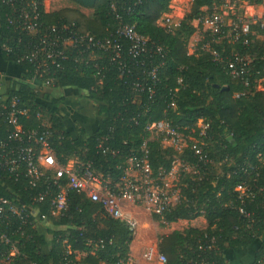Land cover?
Listing matches in <instances>:
<instances>
[{
  "label": "trees",
  "instance_id": "1",
  "mask_svg": "<svg viewBox=\"0 0 264 264\" xmlns=\"http://www.w3.org/2000/svg\"><path fill=\"white\" fill-rule=\"evenodd\" d=\"M37 1L40 33L56 26L61 37L68 36L72 30L101 38L115 29L119 15L124 23L133 24L139 33L147 36L150 44L147 51L133 58L128 52L129 42L123 40L121 56L113 62L109 61L110 51L68 49L67 57L57 60L58 66L48 63L44 71L38 67V61L30 60L32 46L40 33H18L7 22L11 8L0 0L2 58L18 63L24 70L20 81H15L12 87L21 106L28 109L19 117L23 129H49L48 140L60 162L67 163L70 158L90 161L115 182L123 174L122 164L132 152L140 151L144 141L156 173L161 169L171 170L176 156L180 157L198 172H180L175 185L181 188V201L163 216L154 215V218L168 222L204 219L200 225L173 229L160 237L159 248L167 259L165 264H191L200 252L199 240L205 241L206 235L216 239L213 249L207 251L212 264H225L224 254L228 249L256 244L258 249L252 263L255 264L264 247L261 241L264 239V90L256 88L257 79L264 77V39L261 37L264 30L260 28V21L251 23L253 31L248 35V44L242 38L213 43L215 49L233 59L236 52L252 58V83L245 88L210 53H190L188 49L190 38L198 30L194 20L222 7L225 0H193L190 12L172 31L158 23L170 12L172 0H67L73 5L49 12L44 11L45 0ZM246 1L264 5V0ZM83 8L92 9L91 14ZM66 25L69 29H62ZM49 35L56 37L50 31ZM157 46L163 47L160 53ZM123 67L126 70L122 71ZM153 68H156L155 77L151 74ZM48 78L54 79L53 86L48 87H74L80 92L78 97L93 102L99 120L92 134L79 123L75 136L67 129L64 118L53 109L64 103L65 97L51 96L50 92H45L50 93L47 97L42 96L41 84ZM29 82L37 85L31 86ZM245 89H248L245 95L236 96ZM165 119L182 130L188 128L186 132L193 129L195 143L202 146L210 159L207 165L199 161L192 144L179 151L164 145L146 129L153 121ZM199 120L208 125L202 136L197 126ZM44 121L48 128L41 126ZM6 130V124L0 122V136ZM216 164L220 165L219 172ZM5 184L0 178V196L14 199L17 196L24 202H30L39 190L28 186L25 178L17 182L6 180ZM238 185L247 187L251 194L239 198L235 190ZM35 207L47 215L51 226L40 233L16 215L11 217L10 224L0 223V234L5 232L12 242L0 241V261L65 264L68 262L64 257L66 244L72 249L87 250L91 248L86 245L88 240L99 243L96 255L83 259L89 264L114 262L131 250L133 230L82 193L70 192V208L64 215H52L47 200L36 203ZM240 207L248 217L240 213ZM19 226L23 233L18 231ZM47 233L51 234V240ZM68 236L70 239L64 243ZM12 245L17 253L8 257Z\"/></svg>",
  "mask_w": 264,
  "mask_h": 264
},
{
  "label": "built area",
  "instance_id": "2",
  "mask_svg": "<svg viewBox=\"0 0 264 264\" xmlns=\"http://www.w3.org/2000/svg\"><path fill=\"white\" fill-rule=\"evenodd\" d=\"M1 1L11 8L7 22L18 33L30 35L40 33L42 24L38 22L40 12L37 0ZM47 1H44V11L49 12ZM225 6L216 7L213 11L202 14L194 20L193 23L198 27V30L194 34L196 37L189 40L188 49L190 53L198 54L201 53L200 51L210 53L215 62L226 66L231 76L238 78L243 86L248 88L252 83V58L236 52L233 59L225 52L215 49L213 43H221L225 39L231 41L242 38L244 44H248L250 41L248 35L253 31L251 23L260 21V28L264 30V19L247 18L236 10L235 18L228 22ZM116 19L115 29L109 35L101 38L90 33L78 34L72 30L68 36L61 37L57 35L59 33L56 26H50L46 29H50L49 31L56 34V37H51L47 30V32L40 33L37 43L32 46L30 60L38 61V67L44 70L48 68V63L58 66L57 60L67 57L66 50L83 48V51H93L94 49L110 51L109 61L113 62L121 56L123 40L129 42L128 52L133 58H137L147 51L150 39L139 33L133 24L124 23L119 15ZM158 23L169 31H172L178 24L169 13H165L158 20ZM62 29L68 30L69 26L66 25ZM261 37L264 39V34ZM162 50V46H157L159 53ZM92 59L95 60L96 57H92ZM151 74L153 77L156 76V68L152 69ZM53 82V78H48L41 85L53 86ZM262 82L263 86L260 87ZM256 88L264 90V77L257 79ZM247 91L248 89H245L243 92L237 93L236 96L245 95ZM27 112L28 109L21 106L20 99L12 93V89L6 92L0 81V122L7 126L5 135L0 136V174L2 175L0 178L4 184L6 180L12 179L17 182L25 178L28 186L39 188L35 192L36 194L31 196L30 202H24L17 196L15 199L0 196V223L8 225L11 217L16 215L22 217L23 222H28L38 228L40 220L46 219L47 215L39 212L35 207L36 203L47 200L52 215H64L70 208V192L76 191L84 194L93 202L100 203L110 216L126 223L135 235L139 222L134 221L132 212L127 210L128 205L144 207L150 213L163 216L181 201V188L175 185L177 179L172 178L173 167L169 171L161 169L156 173L150 164L147 141H144L140 151L132 152L129 155L125 163L122 164V176L115 182L110 176L105 177L94 168L90 161L84 162L70 158L67 163L60 162L48 140L49 129L46 131H41L40 128L23 129L19 117ZM38 115L40 116V114ZM198 122H201V125L197 126L200 128L199 134L202 136L205 134L208 125L202 120ZM41 126L49 127L46 122L41 123ZM146 129L150 131L152 136L159 137L164 145L172 146L179 151L192 144V148L202 164L207 165L210 161L202 146L195 143L197 139L191 133L193 129L186 132L188 128L182 130L167 119L153 121L147 125ZM188 167L187 164L184 165L186 171L189 169ZM197 172L194 170V173ZM235 190L239 192V198L251 194V191L242 185H238ZM239 211L246 217L249 216L242 207L239 208ZM158 222L162 226L175 223ZM21 228L19 226L18 231L23 233ZM205 237L207 238L205 241L199 240L200 252L196 255V259L191 261V264H212L207 251L213 249L216 239L213 236L206 235ZM69 239L70 236L64 239V243L68 242ZM0 241L3 244L12 243L5 232L0 234ZM159 242L160 238H157L154 244L144 247L139 255L130 250L127 255L119 257L114 262L100 261L98 264H165L167 259L159 248ZM86 245L91 248L81 251L80 249H72L69 244H66L64 257L68 262L65 264H89L84 262L83 258L88 255H96V248H98L99 243L93 244V241L88 240ZM16 253L17 248L12 245L8 257ZM71 256L74 257L71 258ZM255 264H264V247Z\"/></svg>",
  "mask_w": 264,
  "mask_h": 264
},
{
  "label": "rangeland",
  "instance_id": "3",
  "mask_svg": "<svg viewBox=\"0 0 264 264\" xmlns=\"http://www.w3.org/2000/svg\"><path fill=\"white\" fill-rule=\"evenodd\" d=\"M191 1L192 0H172L170 7L172 10H174L172 15H174L173 19L176 21V23H179L180 20H182L190 12V9L192 6ZM70 5H73V4L67 0H48L47 1V6L49 7V11L59 9L64 6H70ZM225 5H226L225 12L227 14L228 22H231L235 18L237 14L236 9H238V11H241L242 15L246 16L247 18L256 16L258 18L264 19L262 18L264 16V5L249 4L246 0H225ZM88 14L90 15L91 13H88ZM194 37H196V35L192 36L190 39H193ZM262 84L263 82L261 83L260 87L263 86ZM46 88H49V90H51V89H54L55 87H46ZM65 91H67V94L69 96L82 99L78 97L79 94L76 92L77 89L73 90V87H66ZM62 92L63 91L61 92L52 91L50 93H51V96H61ZM50 93L44 92L42 96L45 98ZM46 104L47 106H49L48 102ZM78 105H79V109L77 110L78 111L80 110L81 113L83 112L85 115L90 116V120L94 121L95 119L94 116L97 114H96L95 108H93L94 107L93 102L88 100V102H85L83 104H78ZM71 122L74 128L78 127L77 120H71ZM200 123L201 122H198L197 125H201ZM72 162H74V160H72ZM185 164L189 166L188 167L189 169L187 171H193L194 173V169L190 164L182 162L180 157L176 156L173 162V166H172L173 167V171H172L173 177L172 178L178 179L180 172L182 170H185L184 169ZM215 169L219 172L220 165L216 164ZM127 210L132 212L134 221L139 222V225L137 226V229H136V234L134 235V240L132 241L131 247H130L131 252L136 255H139L144 249V247H146L147 245L154 244L157 238H160L162 235L169 233L173 229H183L188 226L196 225V224L200 225L204 219L203 217H197L192 220H179L178 222L162 226L161 224H159L158 221H164V220L155 219L154 218L155 214L148 212L144 207L128 205ZM150 222L151 224H149ZM0 264H8V263L7 261L1 260Z\"/></svg>",
  "mask_w": 264,
  "mask_h": 264
},
{
  "label": "crops",
  "instance_id": "4",
  "mask_svg": "<svg viewBox=\"0 0 264 264\" xmlns=\"http://www.w3.org/2000/svg\"><path fill=\"white\" fill-rule=\"evenodd\" d=\"M192 1H191V5H192ZM236 10H238V9H236ZM83 11H85L88 14V13L92 12V9L83 8ZM170 11H171V13L169 12V15L174 18V15H172L174 10L171 9ZM23 74H24L23 68L18 63L5 61L2 58L1 50H0V81L3 84V89L6 92L10 91L13 87L14 82L20 81L21 75H23ZM29 84L31 86L37 85L35 82H29ZM46 87H48V86H43V88H45V89H43L44 92H52V91L61 92V91H63L61 93L62 94L61 96L65 97V102L58 105L57 107H53V109L60 116H62L64 118V122L66 124V127L68 130L72 131L73 136H75L76 133H75V128L73 127L71 120H77L79 125L84 127L86 129L87 133H89V134H92L96 130L99 117L97 115H95L94 121H91L90 116L85 115L83 112L81 113L80 110L79 111L77 110V109H79L78 104H83L85 102H88L86 98L78 99V98H74L72 96H69L67 94V91H65L66 87H64L63 90H62V88L49 90V88H46ZM73 90H75L74 87H73ZM76 92L79 93L78 90ZM35 212L37 213V211H35ZM38 224L39 225H38L37 229L40 233H45L47 231V228L51 226L48 218H46L44 220H40V222ZM47 237L49 240H51V234L47 233ZM48 248H49V246H47V249ZM257 249H258V245H256V244H252L250 246L242 247L239 249H228L225 251V254H224L226 257L225 264H252L255 260ZM81 251H83V250H81Z\"/></svg>",
  "mask_w": 264,
  "mask_h": 264
},
{
  "label": "water",
  "instance_id": "5",
  "mask_svg": "<svg viewBox=\"0 0 264 264\" xmlns=\"http://www.w3.org/2000/svg\"><path fill=\"white\" fill-rule=\"evenodd\" d=\"M217 85V84H216ZM218 86V85H217ZM223 88H225V87H223Z\"/></svg>",
  "mask_w": 264,
  "mask_h": 264
}]
</instances>
